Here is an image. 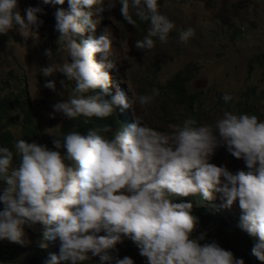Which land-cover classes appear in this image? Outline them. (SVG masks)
I'll return each mask as SVG.
<instances>
[{"label": "clouds", "instance_id": "9594fccd", "mask_svg": "<svg viewBox=\"0 0 264 264\" xmlns=\"http://www.w3.org/2000/svg\"><path fill=\"white\" fill-rule=\"evenodd\" d=\"M167 1L118 0L117 9L116 0H0V45L9 33H36L47 20L49 41L66 59L39 72L63 73L74 84L66 101L52 105L50 117L68 119L53 141L42 139L25 88L0 96L11 104L0 125L14 144L13 151L0 146V264H84L92 257L134 264L138 254L146 264H264V104L231 110L237 98L226 92L219 108L204 105L200 91L190 92L197 69L188 65L179 72L190 73L186 95L169 88L178 73L166 85L172 102L150 121L134 109L122 77L107 71L114 63L104 35L113 15L142 33L135 47L144 52L156 40L167 43L176 27L160 12ZM194 36L188 27L178 39L186 45ZM45 55L53 60L51 50ZM44 87L55 91V81ZM157 95L153 88L135 100L143 107ZM74 120L81 122L67 131ZM224 219L242 234L238 246L193 237L196 227L224 226Z\"/></svg>", "mask_w": 264, "mask_h": 264}, {"label": "rangeland", "instance_id": "374dc122", "mask_svg": "<svg viewBox=\"0 0 264 264\" xmlns=\"http://www.w3.org/2000/svg\"><path fill=\"white\" fill-rule=\"evenodd\" d=\"M116 7L121 8L118 0ZM160 12L176 27L169 33L167 43L156 40L151 50H138L135 42L143 39L142 33L117 22L114 15L112 25L110 23L108 33L104 35L111 41L110 59L114 63L107 71L110 78L122 77L123 84L128 85L126 88L137 112L154 121L156 110L172 102L165 93L169 80L188 65H191L190 71L197 69L188 87L191 93L200 91L204 105L219 108L226 92L237 98L231 102V110L252 107L246 101L264 104V73L256 60L257 55L264 53V0H168ZM131 13L134 12L130 7ZM42 21L39 28L34 29L36 33L23 36L16 30L0 45V96L25 88L27 99L36 109L41 123L45 136L42 139L53 141L68 119L59 113L50 117L52 105L66 101L74 84L63 73L55 72L51 77H45L39 72L41 67L63 63L66 59L63 54H57L59 45L49 41L48 22ZM188 27L195 30V36L185 45L178 37L179 31ZM46 49L52 51L53 60L45 55ZM46 80L55 81V91L44 87ZM61 81H64L63 85ZM153 88L159 90V95L149 104L139 106L135 97L151 94ZM14 133L19 135L20 130L15 127ZM43 228L42 225L37 227L38 230ZM201 233L206 234L201 243L215 240L221 247L225 242L238 246L243 241L242 234L235 232L234 224L225 219L224 226L196 227L193 237ZM97 259L92 257L84 264H97ZM134 264H146V258L138 254L134 256Z\"/></svg>", "mask_w": 264, "mask_h": 264}, {"label": "trees", "instance_id": "16d2710c", "mask_svg": "<svg viewBox=\"0 0 264 264\" xmlns=\"http://www.w3.org/2000/svg\"><path fill=\"white\" fill-rule=\"evenodd\" d=\"M260 58L262 59L263 66H264V53L261 54ZM189 74L190 73L188 71L179 73L178 74L179 76L176 77L173 81H171L170 86H169L170 90L178 91V92H180V94L185 96L186 92H187V87H186L187 81L190 79ZM15 103L17 106H20V108L22 109L21 111L23 112L24 117H27L29 119L34 118L33 114L24 112V110L26 108L24 103H21L19 101H15ZM10 108H11L10 102L5 103V104H1V102H0V121L6 117V115L10 111ZM80 122H81V120H74V121L69 122L67 125V131L70 130L72 127H74L75 125H77ZM93 125L96 127V126L100 125V123L94 122ZM3 129H4L3 126L0 125V146L1 147H8L11 151H13V145L14 144H12L10 142L11 136L8 132L3 131ZM33 133L34 132L31 129V127H29V125L26 123V125H25V136L29 138L33 135Z\"/></svg>", "mask_w": 264, "mask_h": 264}, {"label": "bare ground", "instance_id": "6f19581e", "mask_svg": "<svg viewBox=\"0 0 264 264\" xmlns=\"http://www.w3.org/2000/svg\"><path fill=\"white\" fill-rule=\"evenodd\" d=\"M40 228H41V225H40Z\"/></svg>", "mask_w": 264, "mask_h": 264}]
</instances>
